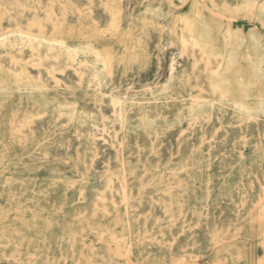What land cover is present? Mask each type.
I'll list each match as a JSON object with an SVG mask.
<instances>
[{
  "label": "rangeland",
  "instance_id": "rangeland-1",
  "mask_svg": "<svg viewBox=\"0 0 264 264\" xmlns=\"http://www.w3.org/2000/svg\"><path fill=\"white\" fill-rule=\"evenodd\" d=\"M175 263L264 264V0H0V264Z\"/></svg>",
  "mask_w": 264,
  "mask_h": 264
},
{
  "label": "bare ground",
  "instance_id": "bare-ground-1",
  "mask_svg": "<svg viewBox=\"0 0 264 264\" xmlns=\"http://www.w3.org/2000/svg\"><path fill=\"white\" fill-rule=\"evenodd\" d=\"M231 3V2H230ZM229 3V5H230ZM14 4V3H13ZM151 5V3H150ZM67 7V6H66ZM52 9V8H51ZM74 12V11H73ZM15 16V15H14ZM39 18V17H38ZM109 18V17H108ZM59 23V22H58ZM229 24V23H228ZM43 28V27H42ZM9 33V32H8ZM12 34V33H11ZM23 35V34H22ZM6 36V35H5ZM33 38L38 39L40 41H45L48 44L50 53L53 56H61L60 54L63 53L65 55V59H70L73 60L74 55L79 54V53H84V52H94V57L95 55H97V53H95L96 51H94V47L88 42H77L76 44L70 45L66 42L65 39L63 38H56V39H50L47 38L44 35H40V36H34ZM188 38V37H187ZM145 40V39H144ZM190 49V48H189ZM188 49V50H189ZM98 50V49H97ZM9 55V54H8ZM84 60V59H83ZM127 62V61H126ZM131 62V60H130ZM98 63V62H97ZM8 65V64H7ZM108 64L103 63L100 66L98 65V67H96V70L93 72L94 77H96L97 79H101L103 80V78L101 77V71L104 70L105 68L107 70V77L112 78L114 71L112 68L107 67ZM6 66V65H5ZM171 66V71L173 72L174 67L173 65ZM82 73V72H81ZM109 80V79H108ZM201 103V102H200ZM6 104V103H5ZM69 127V126H68ZM107 136V135H106ZM17 140V139H16ZM75 144V143H74ZM28 150V149H27ZM72 150V149H71ZM84 160V159H83ZM112 163V162H111ZM110 165V164H109ZM32 170V169H31ZM159 172V171H158ZM95 178V177H94ZM147 190V189H146ZM259 201V200H258ZM109 205V204H108ZM126 215V214H125ZM93 223V222H92ZM164 234V233H163ZM208 245V244H207ZM52 249V248H51ZM3 250V249H2ZM230 250V249H229ZM54 252V251H53ZM181 256V255H180ZM177 257V256H176ZM182 259V258H181ZM180 260V259H179ZM178 263V262H177ZM180 263V262H179ZM176 264V263H175Z\"/></svg>",
  "mask_w": 264,
  "mask_h": 264
}]
</instances>
